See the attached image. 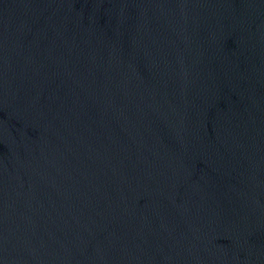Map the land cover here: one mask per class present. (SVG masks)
<instances>
[{
  "label": "water",
  "instance_id": "obj_1",
  "mask_svg": "<svg viewBox=\"0 0 264 264\" xmlns=\"http://www.w3.org/2000/svg\"><path fill=\"white\" fill-rule=\"evenodd\" d=\"M0 264H264V0H0Z\"/></svg>",
  "mask_w": 264,
  "mask_h": 264
}]
</instances>
